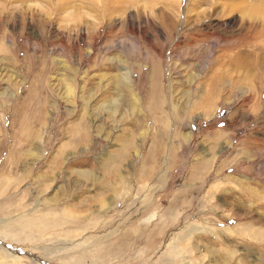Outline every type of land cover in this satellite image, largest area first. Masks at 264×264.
<instances>
[{
	"label": "rangeland",
	"instance_id": "obj_1",
	"mask_svg": "<svg viewBox=\"0 0 264 264\" xmlns=\"http://www.w3.org/2000/svg\"><path fill=\"white\" fill-rule=\"evenodd\" d=\"M250 2L0 0V264H264Z\"/></svg>",
	"mask_w": 264,
	"mask_h": 264
},
{
	"label": "bare ground",
	"instance_id": "obj_2",
	"mask_svg": "<svg viewBox=\"0 0 264 264\" xmlns=\"http://www.w3.org/2000/svg\"><path fill=\"white\" fill-rule=\"evenodd\" d=\"M59 1V0H58ZM64 1V0H63ZM249 1H251L250 2V4H251V8H253L254 10L256 9V10H262L263 12H261V16L259 17L261 20L260 21H258V18H256L255 16L252 18V17H250V20H248V22H247V25H246V30L247 31H250L251 33L250 34H252V36L253 37H255L256 38V40L254 41V42H251L252 43V45H254V46H256V48H259V50H261L262 52L264 51V7H262L263 5H264V0H249ZM255 1V2H254ZM238 7V6H237ZM246 7V6H245ZM246 9V8H245ZM253 9H252V11H253ZM257 11V12H258ZM247 14V13H246ZM252 14V13H251ZM254 14V13H253ZM246 16V15H245ZM243 17V16H242ZM15 18H17V16H14V15H11L10 16V19H15ZM252 18V19H251ZM163 21H166L168 24H172V20H171V18H170V16L169 15H164L163 16ZM238 20H240V19H238ZM15 21V20H14ZM235 22H237V20L235 21ZM240 24H241V26L242 25H245V20H243L242 18H241V20H240ZM245 30V29H244ZM251 36V35H250ZM217 38H219V37H217ZM259 38H260V40H259ZM241 40V39H240ZM248 41V40H247ZM251 41V40H250ZM259 44H258V43ZM246 45V44H245ZM211 49V48H210ZM230 51V50H229ZM259 52V51H258ZM236 53V52H235ZM205 54V53H204ZM233 55V54H232ZM219 56V55H218ZM229 57V56H228ZM232 57V56H231ZM212 58V57H211ZM245 58V59H244ZM213 59H214V57H213ZM230 59V58H229ZM229 59H228V61H226V62H230L229 61ZM212 60V59H211ZM210 60V61H211ZM221 60H222V58H221ZM231 61H233V65H235V66H238V68L240 67V69L242 68V69H247L249 66L250 67H258L259 65H261L262 66V64L260 63V62H258V61H256V60H252V58H246V57H243L242 55H238V54H236L235 55V57H234V59L233 60H231ZM222 63H223V61H221V63L219 62V59L217 58V57H215V59L214 60H212V62H210V66H211V68L213 69L214 68V64H215V66H217V68H214L215 70H213V74L212 75H210L208 78H209V83H208V86L210 85V86H212V88H218L220 85H221V83H222V80H223V75H222V73H221V71L220 70H217L218 69V67H220L221 66V68H222ZM225 63V62H224ZM224 63H223V65H224ZM264 63V62H263ZM227 64V63H226ZM230 64L232 65V63L230 62ZM259 64V65H258ZM229 65V64H228ZM230 65V66H231ZM232 65V66H233ZM256 65H258V66H256ZM157 65H155V67H156ZM225 66H223V68H224ZM157 68V67H156ZM156 68H154V69H156ZM235 68V67H234ZM262 69L264 68L263 66L261 67ZM157 70V69H156ZM155 70V71H156ZM249 70V69H248ZM264 70V69H263ZM154 71V70H153ZM223 72V71H222ZM156 73V72H155ZM158 73V72H157ZM154 78V77H153ZM154 80V79H153ZM261 82H262V86H264V75H262V77H261ZM119 83V82H118ZM122 84V83H121ZM152 88H153V92L155 91V88H158V90L160 89V91L162 92V87L161 88H159L158 86H157V84L155 85V84H153V86H152ZM151 89V88H150ZM165 89V88H164ZM210 90V89H209ZM151 91V90H150ZM153 92L151 91V95L153 94ZM156 92V91H155ZM214 92L216 93V89L214 90ZM257 92V91H256ZM258 93V92H257ZM253 96V95H252ZM259 96H260V94H259ZM150 97V96H149ZM256 98V97H255ZM154 99V98H153ZM156 100H158V99H156ZM255 100V99H254ZM252 102V101H251ZM160 103H162V102H160ZM208 104H210V103H208ZM157 105H158V103H157ZM209 106V105H208ZM158 107V106H157ZM159 108H161V107H159ZM156 110H158L157 108H156ZM159 113V112H158ZM159 115V114H158ZM157 117V116H156ZM162 117V115L160 116V117H158L159 119ZM160 122V121H159ZM156 140V139H155Z\"/></svg>",
	"mask_w": 264,
	"mask_h": 264
}]
</instances>
